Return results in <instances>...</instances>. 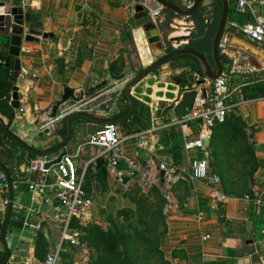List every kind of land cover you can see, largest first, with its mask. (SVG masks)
<instances>
[{
    "label": "crops",
    "instance_id": "obj_1",
    "mask_svg": "<svg viewBox=\"0 0 264 264\" xmlns=\"http://www.w3.org/2000/svg\"><path fill=\"white\" fill-rule=\"evenodd\" d=\"M137 1L16 0L33 22L25 24L24 31L32 26L47 37L37 36L38 42L22 41L17 75L22 79L17 86L19 114L13 109L14 115L9 119L0 112L11 133L35 149L46 150L63 139L65 129L57 123L72 111H85L101 118H115L126 112L127 106L122 109L118 105L124 98L125 84L154 60L143 29L129 23ZM170 1L187 5L193 0ZM255 9L257 15L264 16V0H257ZM161 11L155 20L159 34L168 39L182 36L178 30H169L177 15L167 9ZM249 19L250 15L229 9L228 21ZM205 21L209 22L208 17ZM226 28L225 25L221 41L226 32L228 45L255 53V65L259 71L264 70V60L258 53L238 42L263 53L264 43L251 42ZM13 61L10 58L12 76ZM194 62L192 57L183 55L163 64L135 84L149 87L145 82L153 80L150 90L139 93L141 97H133L135 87L131 88L135 108L127 122L120 123L121 141L85 175V188L93 204L91 211L76 221L79 236L75 242L61 239L53 198L41 194L39 189H29L27 178L36 180V175H31L23 163L22 174L13 171L8 193L12 201L10 210L0 201V264H47V257L52 254L56 255L55 264H83L79 259L88 245L83 228L97 225L105 229L102 224L110 216L132 209L140 189L146 191L141 193L145 196L153 195L151 190H155L163 198L165 232L159 255L165 264H264V208L252 207L243 199L252 193L264 164V89L261 96L250 99L244 98L243 89L256 81L264 82V77L232 87L234 106L226 120L212 128L211 138L203 142L205 150L187 151L185 141H194L199 134L190 124L166 120L187 86L185 76L180 84L172 81L173 70H169L193 67ZM222 65L221 74L227 71V65ZM99 84L100 88H95ZM64 87L74 89L75 95H82L81 99L62 105L59 118H49L51 106L61 99ZM9 95L10 102L11 89ZM112 96L117 97L111 99ZM101 97H106L104 105L96 102ZM136 99L148 106L146 114ZM75 124L66 151L77 154L75 161L80 165L95 153L81 139L103 125L86 119H78ZM140 141L145 145H140ZM204 152L209 170L220 177V190L229 197L226 202L216 201L207 185L187 176L190 160L194 156L205 158ZM56 155L45 158L53 159ZM26 157L29 160L43 156ZM108 158L115 161L112 168L107 166ZM160 163H165L166 169H160ZM250 171L255 172L251 187L240 182L246 180ZM33 194L39 198L35 200ZM42 201L54 212L53 217L39 211ZM203 235L208 237L203 239Z\"/></svg>",
    "mask_w": 264,
    "mask_h": 264
},
{
    "label": "water",
    "instance_id": "obj_2",
    "mask_svg": "<svg viewBox=\"0 0 264 264\" xmlns=\"http://www.w3.org/2000/svg\"><path fill=\"white\" fill-rule=\"evenodd\" d=\"M217 1L220 3V14L211 45V60L206 54L187 45L166 50L163 37L159 34L156 22L152 19L149 12V9L154 10L160 6L177 15L188 17L196 12L199 7L209 4L211 0H193L188 7L186 5H179L170 0H139L135 3L129 23L132 27H141L143 29L147 44L150 47L153 57L155 56L156 58L125 84L123 89L124 98L118 101V105L122 109L127 106V110L123 115L115 118H101L85 111H72L57 123L60 129H65L63 139L57 145L46 150L35 149L18 139L9 131L8 126L5 125L0 118V171L5 174L10 187L12 184L11 174L13 171L17 174H22L20 165L21 163L26 164L28 160L26 157L27 155L49 156L51 154H57L56 157L49 159V161L45 163V167H49L58 162L62 155L66 153V146H68L73 139L76 129L75 121L78 119H86L98 125L114 124L116 134L120 137V123L128 120L135 108V101L130 94L131 88L138 81L158 70L163 64L183 55L192 57L199 70L195 68L196 65H193V67L185 66L183 68H173L169 70L170 72L173 70L171 80L177 82V84L182 83V77L185 76L188 89L181 92L179 101L168 111L166 120L179 118L187 114L189 110L192 109L196 100V88L206 81L217 79L223 70L219 54V45L225 29L229 6L227 0ZM143 2H145V4H143ZM0 9L2 10L0 12V67H9L10 58H14L12 71L13 77L17 79L11 87V100L9 104L15 112L19 114V95L17 93V86L22 83V79L21 77H17V75L19 72V56L22 41L38 42L37 36L45 38L47 34L32 26H29L26 31H24V25H31L33 22L31 21L30 15L23 11L22 6L17 3L16 0H0ZM231 39L233 40V37ZM238 43L248 50L261 54L259 50L252 48L245 42ZM155 47H158V52L154 51ZM1 60H4V63H2ZM195 75L197 76L195 77ZM175 77H178V79L175 80ZM100 86L99 84L95 88H100ZM202 94L205 96V89H202ZM81 96L82 95H75L74 89L64 87L61 99L51 106L48 117H56L62 105L70 100L79 101ZM125 180L126 179H124V181ZM10 206L9 204L8 211L10 210ZM39 211L51 217L54 216V212L44 201L40 203ZM6 257H8L7 253Z\"/></svg>",
    "mask_w": 264,
    "mask_h": 264
},
{
    "label": "built area",
    "instance_id": "obj_3",
    "mask_svg": "<svg viewBox=\"0 0 264 264\" xmlns=\"http://www.w3.org/2000/svg\"><path fill=\"white\" fill-rule=\"evenodd\" d=\"M229 8L236 12L250 15L246 21H226V29L230 33L242 35L251 42L264 43V16L256 14L257 0H227ZM145 4V2H143ZM190 5L187 4L188 7ZM162 8L149 9L152 19L155 21L162 13ZM224 41H220L219 47H223ZM188 89L187 86L182 91ZM205 89V96L202 94ZM197 97L187 114L182 117L171 120V123L190 124L198 132L199 137L194 141L187 140L184 148L187 151L193 149L203 150V142L209 140L212 134V128L219 123H223L228 113L234 106L232 98L233 90L229 84V78L221 74L217 79L209 81L196 88ZM75 109H78L75 106ZM61 115L57 112L56 117ZM121 141L117 136L115 125H103L100 130L93 131L81 139V143L89 145L95 149V153L87 160L78 165L75 161L77 154L66 151L60 160L49 167L45 163L49 161L45 156L36 157L27 160L23 164L31 175H36L37 179L27 178L28 187L31 191L37 189L41 194H48L53 198L55 217L61 224V239L75 242L79 236V231L75 228L76 221H79L85 213L91 211L93 200L85 188V175L89 168L95 169L97 162L102 156L113 149ZM145 145L144 141L139 142ZM205 150V149H204ZM205 158L193 157L189 162V172L187 176L192 180L202 181L210 189V195L218 202H226L229 197L219 188L220 177L209 170L208 161ZM115 165L114 159L107 160V166L112 168ZM160 169H166L165 163H160ZM9 183L5 174L0 171V201L4 205H11L12 201L8 197ZM39 193V195H40ZM44 194V195H45ZM39 195L33 194L37 200ZM244 202L258 209L264 208V164L257 183L253 186L252 193L243 197ZM37 210V209H36ZM37 212V211H36ZM208 235H203L206 239ZM56 255L47 257V264H55Z\"/></svg>",
    "mask_w": 264,
    "mask_h": 264
},
{
    "label": "rangeland",
    "instance_id": "obj_4",
    "mask_svg": "<svg viewBox=\"0 0 264 264\" xmlns=\"http://www.w3.org/2000/svg\"><path fill=\"white\" fill-rule=\"evenodd\" d=\"M183 5H185V3H183ZM205 7L210 10L205 14L209 20L208 24L210 23L212 27H216L220 14L218 2L214 0L209 4H206ZM214 13L215 16L213 17ZM180 21H182L181 24ZM171 23L172 26H169V30H178L183 34L180 37H174L171 39H168L166 35H164L163 40L166 50H170L174 46L177 47L179 44L185 45L188 43V40H195L197 38L196 33L198 28L195 27L194 20L191 16L186 17L177 15V20ZM223 44L224 46L219 49V52L222 62L227 65L226 74L230 77L231 88L241 85V83L250 79L254 80L264 77V70L259 71L258 66L254 63L255 53L253 54L252 52L240 50V54L236 53L235 58L230 59L225 54V52L228 51L226 48L230 47L228 45V38L224 40ZM258 55L264 60L263 52ZM155 58L156 57L154 56L153 59ZM160 68L161 66L158 69ZM232 68H235V70H232ZM232 71L235 72L231 73ZM152 81L153 80H147L145 82L148 83L149 87L143 84H140V86L134 85L135 89L132 94L133 97L134 95L141 97L139 93L144 90H146V92L147 90H150V86L153 84ZM116 97L117 96H112L110 98L113 99ZM105 98L106 97H101L97 99L96 102L104 105ZM143 98L145 101H148L147 97L144 96ZM137 105L142 110V113L146 114L148 106L140 101H138ZM254 173V171H250L245 177L246 180L240 182L246 183L251 187L255 181ZM140 191L141 193L146 192H142L141 189ZM151 191L154 192V194L148 196L136 192L134 198H141V203L138 206H135V203H133L132 209L118 212L117 214L110 216L106 223L102 224L103 227H105L104 230L106 231V234H113L115 247H112L110 240L106 239L108 234L106 236L103 235L102 243L101 245L100 243L98 244L100 245L98 248L94 247L93 244L87 245V251L85 252V255L79 259L80 262L83 264H165L159 255L161 252V241L165 232V214L163 213L164 203L162 196H159L156 193L157 191Z\"/></svg>",
    "mask_w": 264,
    "mask_h": 264
},
{
    "label": "trees",
    "instance_id": "obj_5",
    "mask_svg": "<svg viewBox=\"0 0 264 264\" xmlns=\"http://www.w3.org/2000/svg\"><path fill=\"white\" fill-rule=\"evenodd\" d=\"M218 4L220 8V3L218 2ZM208 11L210 10L207 9V7L201 6L196 12H194L191 15V18L194 20V23H195L194 25L196 28H198V31L196 33L197 38L195 40L193 39L188 40L187 46L206 54L207 57L211 60V45H212L211 41L213 38L214 30H216L215 29L216 27H212L210 23L208 24L205 21L207 19L205 14L208 13ZM214 16H215V13L213 14V17ZM193 65H196V62H194ZM195 68L199 70L197 65ZM14 80L15 79L12 76L10 67H4V68L0 67V112L4 114L6 117H8L9 119H11L14 115V110L9 104L10 103L9 102V98H10L9 91L15 82ZM263 89H264V82H261V81H256L250 86H245L243 89L244 98L250 99V98L261 96ZM133 202L135 203V206H138L141 203V198L140 197L134 198ZM83 229L85 231L83 237L87 238L88 245L93 244L94 247L98 248V246H100L102 243V237L108 234L106 239H109L112 247H115L114 246L115 239L112 233L106 234L105 233L106 231L97 225H93L91 229H88L87 227ZM99 243L100 245H98Z\"/></svg>",
    "mask_w": 264,
    "mask_h": 264
},
{
    "label": "bare ground",
    "instance_id": "obj_6",
    "mask_svg": "<svg viewBox=\"0 0 264 264\" xmlns=\"http://www.w3.org/2000/svg\"><path fill=\"white\" fill-rule=\"evenodd\" d=\"M177 23H178V21H177ZM182 23V21H180V24ZM184 25V24H183ZM174 33H177V32H174ZM182 35V34H181ZM226 36H227V33L225 32V34H224V38L222 39V41H224V39L226 38ZM148 49H149V51L151 52V50H150V47L148 46ZM227 50V52H225L226 54H228V57L231 59V58H235V54L237 53V54H240V50L239 49H236V48H232V47H228V48H226ZM158 47H155V49H154V51H157L158 52ZM151 55H152V52H151ZM153 56V55H152ZM223 74L225 75V76H227L228 77V75L225 73V72H223Z\"/></svg>",
    "mask_w": 264,
    "mask_h": 264
}]
</instances>
